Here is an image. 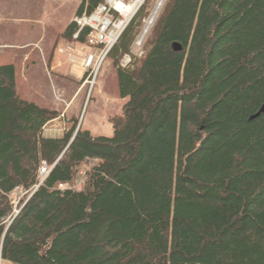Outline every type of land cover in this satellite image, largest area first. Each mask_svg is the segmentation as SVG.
<instances>
[{"label": "trees", "instance_id": "trees-1", "mask_svg": "<svg viewBox=\"0 0 264 264\" xmlns=\"http://www.w3.org/2000/svg\"><path fill=\"white\" fill-rule=\"evenodd\" d=\"M148 1L109 56L125 100L110 137L76 118L45 136L60 113L0 66V264H264V0H169L123 69Z\"/></svg>", "mask_w": 264, "mask_h": 264}, {"label": "rangeland", "instance_id": "rangeland-1", "mask_svg": "<svg viewBox=\"0 0 264 264\" xmlns=\"http://www.w3.org/2000/svg\"><path fill=\"white\" fill-rule=\"evenodd\" d=\"M79 1L0 0V66H14L17 87L22 98L39 106L57 110L60 113L59 118L45 127L44 134L47 137L62 136L69 126L68 123L66 125L65 123L72 118L78 119V126L81 122V128L89 130L92 135L110 137L113 135V126L110 121L113 117L122 114V107L125 102L119 96L117 69L111 58H108L101 69L94 85V91L88 99L89 85L82 87L84 83L81 82L84 77L83 72H79L81 80L78 82L62 83L64 89L58 88L56 75L46 70L47 66L40 59L38 51V54H35L32 60L26 63L25 51L15 46L29 44V42L36 43L43 34V30L46 29L45 26H48L49 38L55 39L59 34L64 37L66 29L77 17ZM168 1H164V6L162 5V9L158 13L159 16ZM159 2L160 0H152L147 11L149 10V13L153 14ZM158 14L155 22L159 18ZM145 27L144 24L139 37L143 36L142 32ZM65 39L69 40V38ZM72 40L69 45L76 46V53L80 52L78 45L73 44ZM5 45H13L14 47L7 48ZM52 45L54 48L50 46L52 51H49L50 54L47 55V62L50 55L54 53V49H57V46ZM30 50L31 48L28 51ZM132 51L138 53L135 45L132 47ZM144 51L145 48L143 47V54ZM98 164L99 161L96 160L86 161L71 185L82 183L85 180L86 171ZM34 192L35 190L32 195ZM17 198L18 200L21 199L20 196ZM19 212L17 207V211L14 213L18 214Z\"/></svg>", "mask_w": 264, "mask_h": 264}, {"label": "built area", "instance_id": "built-area-1", "mask_svg": "<svg viewBox=\"0 0 264 264\" xmlns=\"http://www.w3.org/2000/svg\"><path fill=\"white\" fill-rule=\"evenodd\" d=\"M147 1L104 0L91 13H83L74 19L76 31L73 33V40L78 45V49L84 54L83 67L85 70V84L89 85L88 97L91 96L97 77L108 60L111 51L118 44L124 32L128 29ZM161 3L162 1L160 0L158 5L160 6ZM153 15L154 13L149 19L145 20L146 27L142 32L143 36L138 37L134 44L138 49V53L132 52L131 54L124 55L120 63L122 68H129L135 56L141 57L143 55L146 35L155 25L156 17L153 19ZM82 36H84V41H81ZM74 50L77 51L76 46ZM50 172L51 168L45 164L40 172L39 182L31 189L29 198L32 196V192L34 190L36 192L45 182ZM82 184L83 182H79L74 186L71 184H61L59 187L62 190L67 188L80 190ZM27 192L19 187L12 193L11 198L15 204V212L17 211L19 200H21H18L17 197L20 196L22 198Z\"/></svg>", "mask_w": 264, "mask_h": 264}, {"label": "crops", "instance_id": "crops-1", "mask_svg": "<svg viewBox=\"0 0 264 264\" xmlns=\"http://www.w3.org/2000/svg\"><path fill=\"white\" fill-rule=\"evenodd\" d=\"M80 3L81 0L79 1L78 6H80ZM45 27L46 29L43 30V34L36 43L29 42V44L15 45V46L20 48L22 51H25L24 57L26 63L31 61L33 56L35 54H38L39 52L40 59L43 61L45 66H47L46 70L56 75V80L57 83L59 84L58 88L62 87V89H64L62 83H69V82L74 83L81 80V77L79 76V72L84 73V67L82 65L84 54L82 52L76 53V51L73 50L74 45H69L71 40L65 39L67 38L65 36L61 37L60 36L61 34L59 35L57 34L58 36L55 39L52 37L49 38L48 36L49 29H47L48 26ZM52 44L57 46V49L56 50L54 49V53L50 55V58L47 62V58H48L47 55H49L50 52L52 51V48L50 50V46H53ZM5 46L9 48L13 45H5ZM30 48L31 50L28 51ZM70 48L72 50H70ZM67 113L69 115V111Z\"/></svg>", "mask_w": 264, "mask_h": 264}, {"label": "water", "instance_id": "water-1", "mask_svg": "<svg viewBox=\"0 0 264 264\" xmlns=\"http://www.w3.org/2000/svg\"><path fill=\"white\" fill-rule=\"evenodd\" d=\"M174 49H175L176 51H179V50L182 49V46H181L180 44H178V43H175V44H174ZM263 113H264V105H263L262 108L257 112V114H255L254 116H252V119H255V118L259 117V116H260L261 114H263ZM80 128H81V122H80V124H79V126H78L77 131H79Z\"/></svg>", "mask_w": 264, "mask_h": 264}, {"label": "bare ground", "instance_id": "bare-ground-1", "mask_svg": "<svg viewBox=\"0 0 264 264\" xmlns=\"http://www.w3.org/2000/svg\"><path fill=\"white\" fill-rule=\"evenodd\" d=\"M161 1H162L161 5H160V6H159V5L157 6L156 11L154 12V15L152 16L153 19H155V17H157V14L159 13L160 9H162L161 7L164 6L163 3H164L165 0H161ZM162 5H163V6H162ZM158 16H159V14H158ZM148 25H149V24H148ZM131 68H132V67H131ZM51 169H52V168H51ZM20 191H21V189H20ZM21 192H22V191H21ZM28 193H29V195H30V192H27L26 194L23 195V197H24L25 195H27ZM23 197H22V198H23ZM31 197H32V196H31ZM22 198H21V199H22ZM28 199H29V197H28ZM28 199H27V200H28Z\"/></svg>", "mask_w": 264, "mask_h": 264}]
</instances>
